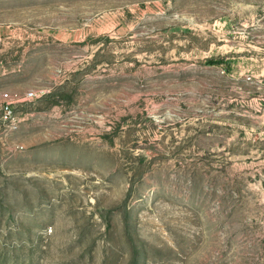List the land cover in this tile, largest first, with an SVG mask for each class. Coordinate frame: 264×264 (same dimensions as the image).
<instances>
[{
  "label": "rangeland",
  "instance_id": "374dc122",
  "mask_svg": "<svg viewBox=\"0 0 264 264\" xmlns=\"http://www.w3.org/2000/svg\"><path fill=\"white\" fill-rule=\"evenodd\" d=\"M0 264H264V0H0Z\"/></svg>",
  "mask_w": 264,
  "mask_h": 264
}]
</instances>
